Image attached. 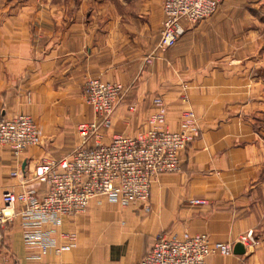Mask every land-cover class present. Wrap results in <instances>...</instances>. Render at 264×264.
I'll return each mask as SVG.
<instances>
[{
	"label": "crops",
	"instance_id": "1",
	"mask_svg": "<svg viewBox=\"0 0 264 264\" xmlns=\"http://www.w3.org/2000/svg\"><path fill=\"white\" fill-rule=\"evenodd\" d=\"M164 1L118 14L102 12L103 2L94 0L100 8L93 13L80 3L72 14L70 0H0V123L26 114L40 133V144L19 158L0 147V211L7 191L42 195L46 187L31 181L36 169L82 144L78 126L94 120L83 92L91 78L126 88L106 144L150 129L159 96L168 104L165 127L179 131L190 109L202 131L182 155L181 171L154 183L148 204L96 199L85 215L42 225L56 245L47 250L27 244L17 218L0 264H139L163 233L237 245L249 232L257 247L207 264H264V137L256 127L264 110L262 1L223 0L201 24L182 23L176 45L147 64L160 41ZM72 237L77 246L67 248Z\"/></svg>",
	"mask_w": 264,
	"mask_h": 264
},
{
	"label": "built area",
	"instance_id": "2",
	"mask_svg": "<svg viewBox=\"0 0 264 264\" xmlns=\"http://www.w3.org/2000/svg\"><path fill=\"white\" fill-rule=\"evenodd\" d=\"M223 0H165V20L158 49L163 52L176 45L185 30L182 23L196 25L213 16ZM126 88L119 83L90 79L84 98L93 109L94 120L78 126L82 144L56 163L36 169L31 181L46 187L39 195L33 188L21 193L7 191L0 211V249L6 243V231L18 218L28 245L44 250L56 247L40 230L46 223L60 224L63 217L85 215L91 203L106 198L110 203L129 207L149 203L154 183L162 175L176 174L182 168V155L197 140L201 129L192 111L183 114L179 131L163 127L167 105L158 97L150 119L151 128L138 136H114L104 143L106 132L113 125V115L123 101ZM133 110V108H130ZM40 144L37 124L30 115L22 114L0 123V146L10 148L19 158L25 151ZM18 176V173H13ZM191 205H206L192 200ZM74 243L67 248L77 246ZM246 248L258 245L253 232L243 236ZM235 244L212 242L206 234H161L147 257L139 264H207L210 257H229ZM65 248H57L60 253Z\"/></svg>",
	"mask_w": 264,
	"mask_h": 264
},
{
	"label": "rangeland",
	"instance_id": "3",
	"mask_svg": "<svg viewBox=\"0 0 264 264\" xmlns=\"http://www.w3.org/2000/svg\"><path fill=\"white\" fill-rule=\"evenodd\" d=\"M94 1V0H70V4H69V8H70V11L72 14L76 13L77 9L79 8V5L80 3L82 4V7L86 10V13L87 14H91L94 12V10H96L97 8H100L99 6H97L96 4L94 5H91V2ZM96 1H100V4H104V6L101 8L102 9V12H117L118 14H130V13H139L141 10L144 9V3H146V1H150V0H96ZM102 1V2H101ZM152 3H153V0H151ZM157 0H155L156 2ZM262 1V6L260 9H257L256 13L257 15H262V19L264 20V0H261ZM165 3V1H164ZM67 2H65V6H66ZM148 11V9H147ZM163 12H164V20H165V11H164V5H163ZM148 13V12H147ZM212 17V16H211ZM209 17V18H211ZM207 18V19H209ZM205 19V20H207ZM205 20H203L202 22H204ZM202 22L196 24V25H199L201 24ZM164 24V22H163ZM189 25V24H187ZM190 26H195V25H190ZM262 27V30H263V37H262V44H263V48H264V21H263V24L261 25ZM185 30V28H184ZM162 31H163V25H162V30H161V34H160V40H161V36H162ZM185 33V32H184ZM160 43V41H159ZM159 43L157 44V47L155 49V52L154 54H152L150 57H148V59L146 60V63L147 64H151L153 63L154 59H156V57L161 54V53H164L163 51H161L160 49H158V45ZM168 51V50H167ZM262 60L264 61V51L262 53ZM262 72V79H263V83H264V68L260 71V73ZM91 79H94V78H91ZM101 79V78H99ZM90 80V79H89ZM88 80V81H89ZM102 80V79H101ZM87 81V82H88ZM86 82V83H87ZM120 84V83H119ZM86 85V84H85ZM124 86V85H123ZM84 89H85V86H84ZM84 92V90H83ZM263 93H264V90H263ZM160 97V96H159ZM158 98V97H156ZM155 98V99H156ZM155 99H154V113H155V110H156V105H155ZM163 99V98H162ZM164 100V99H163ZM164 102L166 103L167 105V115H168V104L167 102L164 100ZM263 109H264V106H263ZM131 110V109H130ZM186 111H192L190 109H187L183 112V114L186 112ZM195 116H196V120L198 122V125L200 127V121L196 115V113L194 111H192ZM153 113V114H154ZM182 119H183V116H182ZM167 121V120H166ZM166 124V123H165ZM165 124L163 125V127L167 130H169L167 127H165ZM181 125H182V121H181ZM256 127H257V130L262 132V136L264 137V110H263V115L261 117H258V121L256 122ZM201 129V127H200ZM171 131V130H170ZM202 135V131H201V134L199 136V138L201 137ZM198 138V139H199ZM197 139V140H198ZM196 141V140H195ZM194 141V142H195ZM0 147H4V146H0ZM189 149V148H188ZM263 175H264V170H263ZM137 204H143V203H137ZM148 204V203H147ZM120 206V205H119ZM122 207V206H121ZM165 234V233H163ZM168 235V234H167ZM159 236V235H158ZM1 250V249H0Z\"/></svg>",
	"mask_w": 264,
	"mask_h": 264
},
{
	"label": "water",
	"instance_id": "4",
	"mask_svg": "<svg viewBox=\"0 0 264 264\" xmlns=\"http://www.w3.org/2000/svg\"><path fill=\"white\" fill-rule=\"evenodd\" d=\"M245 252H246V248H245L241 243L235 245V247H234V253H235V254H240V255H242V254H244Z\"/></svg>",
	"mask_w": 264,
	"mask_h": 264
}]
</instances>
